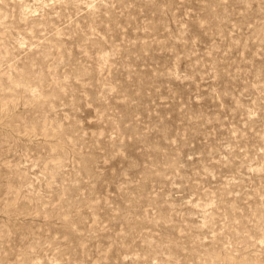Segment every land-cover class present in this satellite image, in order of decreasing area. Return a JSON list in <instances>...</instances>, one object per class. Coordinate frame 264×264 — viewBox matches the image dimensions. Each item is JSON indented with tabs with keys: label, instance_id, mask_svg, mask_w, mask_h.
<instances>
[{
	"label": "rangeland",
	"instance_id": "rangeland-1",
	"mask_svg": "<svg viewBox=\"0 0 264 264\" xmlns=\"http://www.w3.org/2000/svg\"><path fill=\"white\" fill-rule=\"evenodd\" d=\"M0 264H264V0H0Z\"/></svg>",
	"mask_w": 264,
	"mask_h": 264
}]
</instances>
